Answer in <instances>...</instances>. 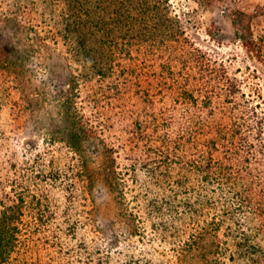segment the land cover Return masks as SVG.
I'll list each match as a JSON object with an SVG mask.
<instances>
[{
  "label": "trees",
  "instance_id": "trees-1",
  "mask_svg": "<svg viewBox=\"0 0 264 264\" xmlns=\"http://www.w3.org/2000/svg\"><path fill=\"white\" fill-rule=\"evenodd\" d=\"M0 5L6 7L0 10V66L13 63L17 34L27 26L40 38V24L80 64L63 96L73 119L65 136L53 123L45 140L49 150L35 142L22 159L0 135V191L10 182L15 192L13 203L0 194V264H33L29 260L38 252L33 242L50 241L47 231L62 223L55 201L62 193L73 203L64 214L68 230L82 231L81 218L69 217L74 203L89 198L94 152L104 157L102 171L120 198L126 225L141 239H174L175 256L184 259L203 246L209 225L217 232L225 226L236 247L233 261L264 264V93L245 62L197 46L191 16L196 8L185 12L192 22L187 26L174 0H0ZM248 34L243 43L257 52L262 45ZM64 140L71 158L58 165L54 155L63 151ZM205 214L210 218L201 224ZM188 218L198 225H184ZM212 246L214 254L222 249L220 241ZM84 248L88 256L76 258L80 263L116 264L114 252L103 256L99 248L97 257ZM156 248L147 247L149 257L141 251L121 264H163L158 256L165 253ZM209 263L224 264L219 257Z\"/></svg>",
  "mask_w": 264,
  "mask_h": 264
},
{
  "label": "rangeland",
  "instance_id": "rangeland-1",
  "mask_svg": "<svg viewBox=\"0 0 264 264\" xmlns=\"http://www.w3.org/2000/svg\"><path fill=\"white\" fill-rule=\"evenodd\" d=\"M174 4L177 12L183 15L187 26H191L192 22L186 20L189 16L185 12L196 8L191 16L198 26L196 27L197 46H208L220 54L225 53L226 59L245 62L243 63L245 69L251 73L257 87L264 93V0H174ZM0 7V10L6 8H2V5ZM247 13L257 16L251 20ZM23 19L25 20V17ZM24 20L22 24L25 23ZM38 27L42 33L40 38L34 31H29L27 26L19 35L17 34L18 42L13 45L17 49L12 57L13 63L10 66L7 65L8 67L0 66V135L7 137L13 148L19 149L18 154L21 157L23 153H26V148H31L35 142L42 144L44 150H49L45 140L48 139L53 123L57 128L60 127L64 136V132L68 131L73 124V119L68 117V107L64 105L63 96L71 84L73 76L71 74L75 72L74 68H77L79 63L70 57L68 47L62 40L45 36L48 33L46 28L41 24ZM248 33L254 34V39L262 45L257 52L249 51L243 43L244 36ZM9 36L10 34H6V37ZM2 47L3 43L0 41V50ZM83 140V145L88 146L85 139ZM65 142L64 140L60 144L63 146V151H56L54 155L58 165L64 164L71 158L65 155L68 152ZM59 156L66 159L61 157L60 159ZM103 158L99 152L91 155L90 167L94 174V182L89 188V198L82 197L74 203L75 206L70 213L71 220L81 218L80 222L84 225L81 228L82 231L75 234L68 230L70 224L65 222L68 219L64 214L66 206L73 203L60 193L61 197L56 198L55 201L60 208L59 214H63L62 223H54L47 231L46 235L50 237V241L45 242L43 237L40 241L33 242L38 252L31 256L29 262L82 264L76 258L88 256L84 248L86 244L95 251L94 254L97 257L102 252L105 256L108 250L114 252L112 259L116 260V264L131 260L132 255L139 256L141 251L146 253L143 252L142 256L149 257L147 247L151 249L158 247L165 253L163 255L159 253L158 256L163 264H181L182 262L183 264H208L216 257L223 260L224 264H245L231 259V253L236 247L232 244V239L227 237L225 226L217 232L209 225L208 232L203 238V246L197 250L196 248L189 250V255L187 258L184 256V259L175 256L173 249L177 247L178 241L174 239L164 241L158 238L152 242V240L148 241V238L141 239L140 235L132 233L124 221V214L120 211L123 206L120 205L116 190L112 189L105 180L102 171ZM12 186V183L8 182L5 189L0 191L1 196L8 203H13L15 199ZM209 218L205 214L202 218L204 223L201 224H207ZM26 219L35 223L33 217H26ZM186 221L187 223H184ZM186 221L181 220L190 228L198 225L193 219L188 218ZM141 225L143 229L150 230V223L142 221ZM59 227H62L61 230ZM100 227L103 231H99ZM192 230H196V227ZM198 230L197 228V232ZM182 236L183 234L179 237L180 242ZM225 240H230V244ZM219 241L222 249L219 247V251L214 254L211 251L212 244ZM154 243L161 244L154 247ZM99 248L101 253H96Z\"/></svg>",
  "mask_w": 264,
  "mask_h": 264
}]
</instances>
